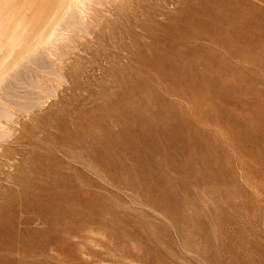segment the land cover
Wrapping results in <instances>:
<instances>
[{
    "label": "rangeland",
    "instance_id": "374dc122",
    "mask_svg": "<svg viewBox=\"0 0 264 264\" xmlns=\"http://www.w3.org/2000/svg\"><path fill=\"white\" fill-rule=\"evenodd\" d=\"M145 3L21 120L0 264H264V0Z\"/></svg>",
    "mask_w": 264,
    "mask_h": 264
},
{
    "label": "bare ground",
    "instance_id": "6f19581e",
    "mask_svg": "<svg viewBox=\"0 0 264 264\" xmlns=\"http://www.w3.org/2000/svg\"><path fill=\"white\" fill-rule=\"evenodd\" d=\"M145 2L0 0V175L6 161L22 156L21 120L32 117L36 120L35 125L30 123L32 129L38 131L39 113L58 96L62 85L80 76V69L71 67L73 58L83 59V53L114 41L118 32L139 27L135 18Z\"/></svg>",
    "mask_w": 264,
    "mask_h": 264
}]
</instances>
